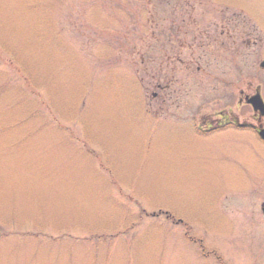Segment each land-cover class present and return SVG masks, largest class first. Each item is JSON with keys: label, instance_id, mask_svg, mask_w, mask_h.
<instances>
[{"label": "rangeland", "instance_id": "374dc122", "mask_svg": "<svg viewBox=\"0 0 264 264\" xmlns=\"http://www.w3.org/2000/svg\"><path fill=\"white\" fill-rule=\"evenodd\" d=\"M253 2L0 0V264H264L215 133Z\"/></svg>", "mask_w": 264, "mask_h": 264}, {"label": "flooded vegetation", "instance_id": "af4514ba", "mask_svg": "<svg viewBox=\"0 0 264 264\" xmlns=\"http://www.w3.org/2000/svg\"><path fill=\"white\" fill-rule=\"evenodd\" d=\"M253 5H256L255 0ZM243 12L247 18L246 23L251 24L245 37L248 70L246 92L242 101L246 113L216 114L215 133L228 132L229 136L223 138V141H230L237 150H243V156L249 155L245 158L250 160V164L242 160L244 159L242 155L223 158L221 161L224 164H231L238 173H241L244 184L249 180L260 182L253 201L247 202L248 209L245 213L249 231H255L260 235L259 244L250 246L249 249L252 258L256 259L258 255L264 257V5L254 14H248L244 10ZM256 97L261 104L255 101ZM230 213L227 211V215H232ZM234 226L229 224V229ZM216 255L215 253L216 260L221 264L223 259Z\"/></svg>", "mask_w": 264, "mask_h": 264}, {"label": "water", "instance_id": "95a60500", "mask_svg": "<svg viewBox=\"0 0 264 264\" xmlns=\"http://www.w3.org/2000/svg\"><path fill=\"white\" fill-rule=\"evenodd\" d=\"M255 101H259L258 97H256ZM259 103H260V101H259ZM260 104H261V103H260Z\"/></svg>", "mask_w": 264, "mask_h": 264}, {"label": "crops", "instance_id": "0c3cea01", "mask_svg": "<svg viewBox=\"0 0 264 264\" xmlns=\"http://www.w3.org/2000/svg\"><path fill=\"white\" fill-rule=\"evenodd\" d=\"M57 131V130H56ZM54 132V131H53ZM71 133V132H70Z\"/></svg>", "mask_w": 264, "mask_h": 264}, {"label": "trees", "instance_id": "16d2710c", "mask_svg": "<svg viewBox=\"0 0 264 264\" xmlns=\"http://www.w3.org/2000/svg\"><path fill=\"white\" fill-rule=\"evenodd\" d=\"M193 242V241H192Z\"/></svg>", "mask_w": 264, "mask_h": 264}]
</instances>
